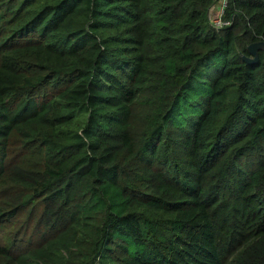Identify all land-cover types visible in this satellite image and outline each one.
<instances>
[{"label":"trees","instance_id":"trees-1","mask_svg":"<svg viewBox=\"0 0 264 264\" xmlns=\"http://www.w3.org/2000/svg\"><path fill=\"white\" fill-rule=\"evenodd\" d=\"M211 2L0 0V264H264V0Z\"/></svg>","mask_w":264,"mask_h":264},{"label":"rangeland","instance_id":"rangeland-1","mask_svg":"<svg viewBox=\"0 0 264 264\" xmlns=\"http://www.w3.org/2000/svg\"><path fill=\"white\" fill-rule=\"evenodd\" d=\"M151 30L145 29L142 35H150ZM150 96H145L141 94L139 96V101L135 107L134 113V123L135 129H140L145 126V121L147 119L148 108L146 104H149ZM26 173H21L19 171L12 170L8 175L5 176L3 183L0 185V209L7 210L13 206H16L20 201V194L17 193V187L15 184L21 185V179H25ZM23 223V220L19 221L14 218H9L4 222H0V244L10 245L11 243H16L23 236V226L20 227V223ZM45 229V226L43 227ZM42 232V231H40ZM29 232L26 234V239L28 238Z\"/></svg>","mask_w":264,"mask_h":264},{"label":"built area","instance_id":"built-area-1","mask_svg":"<svg viewBox=\"0 0 264 264\" xmlns=\"http://www.w3.org/2000/svg\"><path fill=\"white\" fill-rule=\"evenodd\" d=\"M228 3L229 0H212L207 13L212 26L221 28L229 24L225 17Z\"/></svg>","mask_w":264,"mask_h":264},{"label":"water","instance_id":"water-1","mask_svg":"<svg viewBox=\"0 0 264 264\" xmlns=\"http://www.w3.org/2000/svg\"><path fill=\"white\" fill-rule=\"evenodd\" d=\"M262 49L264 51V41L258 40L253 41L247 45V51L249 55H243V60L247 62H254L258 60V50Z\"/></svg>","mask_w":264,"mask_h":264}]
</instances>
